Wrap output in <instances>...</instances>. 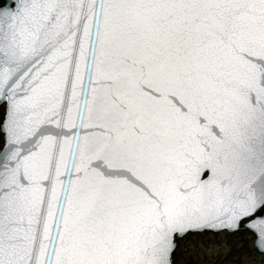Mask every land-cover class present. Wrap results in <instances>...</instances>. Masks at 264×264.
Returning a JSON list of instances; mask_svg holds the SVG:
<instances>
[{
    "label": "snow or ice",
    "instance_id": "1",
    "mask_svg": "<svg viewBox=\"0 0 264 264\" xmlns=\"http://www.w3.org/2000/svg\"><path fill=\"white\" fill-rule=\"evenodd\" d=\"M264 251V0L0 3V264Z\"/></svg>",
    "mask_w": 264,
    "mask_h": 264
},
{
    "label": "rangeland",
    "instance_id": "2",
    "mask_svg": "<svg viewBox=\"0 0 264 264\" xmlns=\"http://www.w3.org/2000/svg\"><path fill=\"white\" fill-rule=\"evenodd\" d=\"M250 233L206 232L179 241L176 254L187 264H264L263 255L249 250Z\"/></svg>",
    "mask_w": 264,
    "mask_h": 264
},
{
    "label": "water",
    "instance_id": "3",
    "mask_svg": "<svg viewBox=\"0 0 264 264\" xmlns=\"http://www.w3.org/2000/svg\"><path fill=\"white\" fill-rule=\"evenodd\" d=\"M3 2H4V0H0V3H3ZM208 232H212V231H208ZM220 232H226L228 234H232V233H229L228 231H219V232H212V233H220ZM247 248L249 250H253V251H256V252L262 254L263 255V261H264V251H261L259 249V241L258 240L254 244H248L247 243ZM176 249H175V252H176ZM175 256L177 257L176 264H186L184 258H182L181 256L177 255L176 253H175Z\"/></svg>",
    "mask_w": 264,
    "mask_h": 264
},
{
    "label": "flooded vegetation",
    "instance_id": "4",
    "mask_svg": "<svg viewBox=\"0 0 264 264\" xmlns=\"http://www.w3.org/2000/svg\"><path fill=\"white\" fill-rule=\"evenodd\" d=\"M186 264H187V260H186Z\"/></svg>",
    "mask_w": 264,
    "mask_h": 264
}]
</instances>
